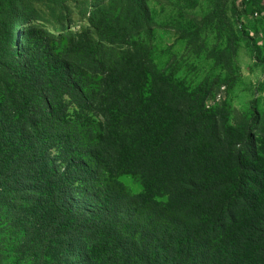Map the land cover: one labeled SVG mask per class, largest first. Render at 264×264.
<instances>
[{"label": "trees", "instance_id": "1", "mask_svg": "<svg viewBox=\"0 0 264 264\" xmlns=\"http://www.w3.org/2000/svg\"><path fill=\"white\" fill-rule=\"evenodd\" d=\"M19 27L9 24L0 62V215L34 264H264V154L253 135L229 157L228 128L193 123L194 101L164 85L138 95L141 76L90 32H42L31 44L26 32L18 45ZM83 76L100 78L96 93ZM64 95L83 106L93 97L87 107L105 125L55 114L51 97ZM121 173L140 176L143 192L131 194ZM90 181L98 190L79 201L76 185Z\"/></svg>", "mask_w": 264, "mask_h": 264}, {"label": "rangeland", "instance_id": "2", "mask_svg": "<svg viewBox=\"0 0 264 264\" xmlns=\"http://www.w3.org/2000/svg\"><path fill=\"white\" fill-rule=\"evenodd\" d=\"M13 19L22 24L15 34L18 45L26 43V32L30 44L42 32L71 38L90 32L133 76H141L138 95L149 98L164 85L180 99L194 101L193 123L231 131L226 155L244 153L249 134L264 154V0H0V62L6 65V33ZM64 43L46 44L58 51ZM88 78L82 82H92L96 93L100 78ZM93 100L83 106L72 96H53L50 105L65 119L90 121L100 129L105 118L87 107ZM63 150L54 154L59 157ZM118 176L131 194L143 192L140 176ZM76 186L79 201L99 188L91 181ZM163 195L155 198L164 201ZM81 204H89L87 196ZM22 233L0 215V264H34L31 249L20 244Z\"/></svg>", "mask_w": 264, "mask_h": 264}]
</instances>
